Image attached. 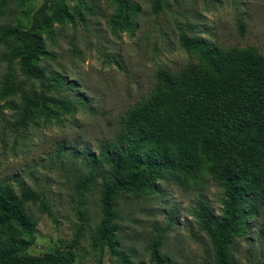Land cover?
<instances>
[{
    "label": "trees",
    "instance_id": "trees-1",
    "mask_svg": "<svg viewBox=\"0 0 264 264\" xmlns=\"http://www.w3.org/2000/svg\"><path fill=\"white\" fill-rule=\"evenodd\" d=\"M9 1L13 0H0V16L12 12ZM68 1L42 0L30 19L18 17L0 26L5 64L0 100L12 111V130L25 131L39 119L59 123L86 103L85 95L76 93L75 80L48 68L46 60L55 54L46 40L55 43L60 31L50 27L44 32L36 19V14L47 13L50 24L59 29L76 27L84 20L81 10L86 5L84 0L75 5ZM105 1L113 10L107 20L110 33L133 36L140 5L134 0ZM164 1L151 0L154 13ZM179 43L196 61L176 72L158 69L154 87L124 115L112 140L81 159L86 170L74 183L79 207L98 186L97 220L88 238L98 264H103L106 249L115 263L146 264L134 262L121 248L120 201L154 193L160 181L188 191L194 182L209 178L220 188L218 214L204 200L188 210L190 224L196 227L191 235L208 237L209 264H235L231 244L247 235L249 219L264 209V54L252 46L222 47L198 35L181 34ZM14 181L0 180V264H79L77 250L87 219L79 217L69 240L29 253L37 219L28 204L38 203L41 211L51 213L44 192L17 176ZM164 231L156 229L145 246L149 263L173 264L161 251Z\"/></svg>",
    "mask_w": 264,
    "mask_h": 264
},
{
    "label": "rangeland",
    "instance_id": "rangeland-1",
    "mask_svg": "<svg viewBox=\"0 0 264 264\" xmlns=\"http://www.w3.org/2000/svg\"><path fill=\"white\" fill-rule=\"evenodd\" d=\"M134 1L141 11L133 36L110 33L107 20L113 10L105 0H84V20L76 27L68 24L59 29V25L50 24L47 13L36 14L44 32L50 27L60 31L55 43L46 40L55 54L46 64L76 81V93L85 95L83 107L63 115L59 123L39 119L22 131L9 127L12 111L0 100V180L14 183L17 176L44 192L51 213L48 216L41 211L38 203L28 204L37 219L29 253L39 254L60 240H69L73 225L82 217L87 219V228L77 250V262L98 264V253L88 244L97 220L98 186L89 192L88 203L79 207L74 183L86 170L81 159L89 151L96 154L101 142L112 140L124 115L154 87L158 69L176 72L196 61L180 45L181 34L198 35L222 47L252 46L264 54V0H165L157 13L152 10L151 0ZM17 2H8L7 9L12 12L0 16V26L13 24L18 17L30 19L42 0ZM68 2L75 5L77 0ZM2 51L0 44V75L5 69ZM220 193L209 178L194 182L188 191L164 180L154 193L122 199L118 232L121 248L131 254L134 262L153 264L148 262L145 246L156 229L165 228L161 251L171 257L173 264H209L208 237L203 233H198V238L191 235L196 227L190 224L188 210L204 200L218 214ZM249 223L247 235L231 244L232 257L235 264H264V209ZM103 264L119 263L106 249Z\"/></svg>",
    "mask_w": 264,
    "mask_h": 264
}]
</instances>
